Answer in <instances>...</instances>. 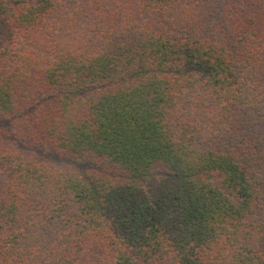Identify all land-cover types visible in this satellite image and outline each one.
<instances>
[{
  "label": "trees",
  "instance_id": "trees-1",
  "mask_svg": "<svg viewBox=\"0 0 264 264\" xmlns=\"http://www.w3.org/2000/svg\"><path fill=\"white\" fill-rule=\"evenodd\" d=\"M0 264H264V0H0Z\"/></svg>",
  "mask_w": 264,
  "mask_h": 264
}]
</instances>
